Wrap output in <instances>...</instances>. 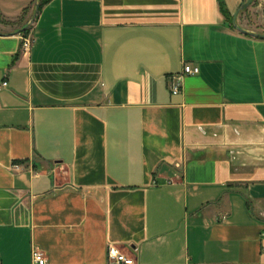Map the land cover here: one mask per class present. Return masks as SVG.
<instances>
[{"label":"crops","instance_id":"0c3cea01","mask_svg":"<svg viewBox=\"0 0 264 264\" xmlns=\"http://www.w3.org/2000/svg\"><path fill=\"white\" fill-rule=\"evenodd\" d=\"M32 2L0 0V264H107L112 245L137 264H264L246 0H49L24 30ZM252 16L264 28V0L237 16L264 34ZM185 64L200 71L174 94Z\"/></svg>","mask_w":264,"mask_h":264},{"label":"built area","instance_id":"2783aa9c","mask_svg":"<svg viewBox=\"0 0 264 264\" xmlns=\"http://www.w3.org/2000/svg\"><path fill=\"white\" fill-rule=\"evenodd\" d=\"M31 46V41L29 38H25L23 42V47L28 49ZM199 67L192 64H185L183 73L181 75L170 77V88L174 94H178L181 90V79L184 75H196L199 73ZM7 85V83H4ZM262 252H264V239L262 241ZM133 252L137 253L138 248H133ZM34 260L37 264H48V260L44 257L43 253L40 251L34 252ZM107 264H137L136 259L133 254H127L123 252L120 248L115 246H110L108 249V263Z\"/></svg>","mask_w":264,"mask_h":264},{"label":"water","instance_id":"95a60500","mask_svg":"<svg viewBox=\"0 0 264 264\" xmlns=\"http://www.w3.org/2000/svg\"><path fill=\"white\" fill-rule=\"evenodd\" d=\"M38 1H39V0H36V10H35V15H34L32 21L30 22V24H28V25L24 28V30H27V29L30 27L31 23H33L34 20H35V17H36V15H37L38 11H39V2H38ZM253 2H254V0H246V2H245V3L240 7V9L238 10L237 14L234 16V18H233V25L235 26V28H237V29L240 30L241 32H244V33H246V34H250V35H252V36H254V37H257V38L264 39V34H262V33H258V32H251V31H248V30L242 28L241 26H239V24L237 23V16H238L239 12L242 11V10H245V9L249 8V7L253 4Z\"/></svg>","mask_w":264,"mask_h":264},{"label":"rangeland","instance_id":"374dc122","mask_svg":"<svg viewBox=\"0 0 264 264\" xmlns=\"http://www.w3.org/2000/svg\"><path fill=\"white\" fill-rule=\"evenodd\" d=\"M40 1L41 0H39L38 2H39V4H40ZM35 3V0H34V2H32V6L30 7L31 8V10H32V13L35 11V8H36V4H34ZM259 24H258V21L252 16V18H251V20H250V27H252V28H256V29H258L257 31H261V32H263L264 31V28H260V27H262V26H258Z\"/></svg>","mask_w":264,"mask_h":264},{"label":"trees","instance_id":"16d2710c","mask_svg":"<svg viewBox=\"0 0 264 264\" xmlns=\"http://www.w3.org/2000/svg\"><path fill=\"white\" fill-rule=\"evenodd\" d=\"M49 0H41L40 1V4H39V9L45 4V3H47ZM224 11V13H225V15H226V17H228L230 20H232V17L225 11V10H223Z\"/></svg>","mask_w":264,"mask_h":264}]
</instances>
